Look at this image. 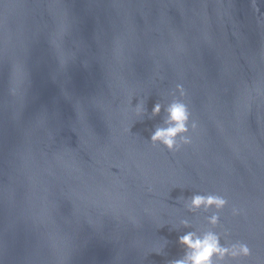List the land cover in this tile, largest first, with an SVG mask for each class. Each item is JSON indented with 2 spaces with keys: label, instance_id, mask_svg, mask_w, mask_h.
I'll return each instance as SVG.
<instances>
[{
  "label": "water",
  "instance_id": "95a60500",
  "mask_svg": "<svg viewBox=\"0 0 264 264\" xmlns=\"http://www.w3.org/2000/svg\"><path fill=\"white\" fill-rule=\"evenodd\" d=\"M209 232L264 264V0H0V264H174Z\"/></svg>",
  "mask_w": 264,
  "mask_h": 264
},
{
  "label": "clouds",
  "instance_id": "9594fccd",
  "mask_svg": "<svg viewBox=\"0 0 264 264\" xmlns=\"http://www.w3.org/2000/svg\"><path fill=\"white\" fill-rule=\"evenodd\" d=\"M182 87V86H180ZM153 115H157L160 112V105L156 104L153 107ZM168 123L169 127L157 128L155 132L152 133V142H160L166 146L170 151L177 149L176 137L178 134L185 133L188 131V119L189 111L187 105L182 102L172 103L168 109ZM185 143H189L186 138ZM226 201L222 197L218 196H200L196 195L192 197V207L199 208L201 206L209 207L215 205L217 208L223 207ZM218 217L210 218V222L216 223ZM181 244L186 245L191 252L186 254L185 259L175 261L174 264H215L213 259L214 256L223 258L227 254L228 249L222 247L219 243V237L212 232L206 233L203 238L196 237L194 233H187L179 238ZM240 253L244 255L249 254V249L247 245H240ZM239 253L234 249L232 251V256H237Z\"/></svg>",
  "mask_w": 264,
  "mask_h": 264
}]
</instances>
